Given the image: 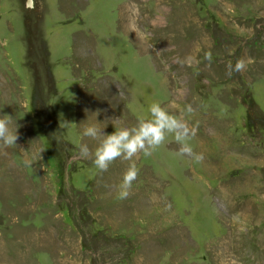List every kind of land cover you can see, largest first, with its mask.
<instances>
[{
    "label": "rangeland",
    "instance_id": "374dc122",
    "mask_svg": "<svg viewBox=\"0 0 264 264\" xmlns=\"http://www.w3.org/2000/svg\"><path fill=\"white\" fill-rule=\"evenodd\" d=\"M25 2L0 0V117L19 136L0 146V264H264V0ZM152 103L193 106L203 161L169 135L100 172L84 128L134 127Z\"/></svg>",
    "mask_w": 264,
    "mask_h": 264
},
{
    "label": "clouds",
    "instance_id": "9594fccd",
    "mask_svg": "<svg viewBox=\"0 0 264 264\" xmlns=\"http://www.w3.org/2000/svg\"><path fill=\"white\" fill-rule=\"evenodd\" d=\"M25 7L29 10H35L34 0H26ZM204 60L210 66L212 63V53L210 51L204 54ZM181 66L191 67L199 64L197 57L189 55L178 61ZM226 75L229 77L233 73H243L247 68V62L241 58L227 63ZM150 118H140L136 126L127 128L122 127L111 134H103L102 129L96 126H88L83 130L84 137L98 141V146L94 151L93 164L100 171H107L109 166L117 159L133 161L134 157L143 153L145 157L151 156L164 143L167 136H173L175 142L180 145L178 152L179 157H188L195 163H201L204 159L202 153L194 151L190 141L196 137L198 126L190 125L187 116L193 114L194 109L191 104L181 109L178 115L172 114L166 107L160 103H152L148 109ZM11 116L5 115L0 117V146L17 147L18 127L13 129ZM79 154L81 157L87 158L90 149L87 144L79 146ZM25 161V164H29ZM139 169L136 164L130 163L129 167L123 175V179L118 186L117 199L124 200L131 195L133 183L138 179ZM154 200L164 204V210H169L171 204L164 197L157 198L154 194Z\"/></svg>",
    "mask_w": 264,
    "mask_h": 264
}]
</instances>
